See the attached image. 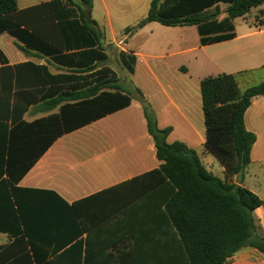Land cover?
Instances as JSON below:
<instances>
[{
    "label": "trees",
    "instance_id": "obj_1",
    "mask_svg": "<svg viewBox=\"0 0 264 264\" xmlns=\"http://www.w3.org/2000/svg\"><path fill=\"white\" fill-rule=\"evenodd\" d=\"M220 3L227 6L225 17L218 21ZM263 3L151 0L146 16L126 30L149 22L196 26L200 43L205 45L233 38L232 20ZM91 8V0H51L24 9L17 8L16 0H0V34L15 38L23 50H38L59 64L91 70L107 57L100 42L102 34L90 17ZM118 61L133 72L134 56L119 52ZM0 62L6 63L1 50ZM23 66L35 71H17L19 65L0 69V121L17 122L10 135L34 131L39 125L52 130L58 123V130L49 137L50 144L62 134L63 118L66 132L73 125L63 116L65 109H75L71 105L62 107L59 116L23 122L22 114L35 101L31 96L17 105L25 87L50 86L47 94L61 91L51 105L63 98L85 99L80 107L98 108L89 116L91 119L124 108L131 100L108 69L52 75L45 66ZM25 72L32 75L30 83L20 80ZM137 94L160 161L156 169L69 204L52 190L15 185L38 155L3 157L6 173L11 176V171L15 172L14 182L7 183L6 195L15 213L14 241H22L32 250L31 255L26 253L27 264H34L50 251L51 261L43 264H75L80 259L81 264H225L243 248L255 249L264 256V237L257 235L252 216L262 201L247 188L229 181L233 177L241 181L250 163L256 136L245 128L244 113L253 97L264 95V80L244 90L233 74L200 81L203 146L223 167L225 179L209 172L184 143H168L171 127L159 128L149 104L139 91ZM84 109L77 111H91ZM39 247L45 253L42 257L37 254ZM100 257H107L109 262H96ZM17 264H23V260L18 259Z\"/></svg>",
    "mask_w": 264,
    "mask_h": 264
},
{
    "label": "crops",
    "instance_id": "obj_2",
    "mask_svg": "<svg viewBox=\"0 0 264 264\" xmlns=\"http://www.w3.org/2000/svg\"><path fill=\"white\" fill-rule=\"evenodd\" d=\"M48 1L51 0H22L21 3L16 0V4L18 9H24ZM98 1L104 16L96 15V2L91 0L90 17L102 34L100 42L107 57L91 70L59 64L38 50H23L22 44L15 38L5 32L0 34V50L6 59V63L0 62V69L19 65L17 71H35L32 67L23 66L26 63L45 66L52 75L65 74L67 71L108 69L115 73L120 88L131 95L128 106L91 119L89 116L98 108L88 105L80 107L83 103L81 101L85 99L68 101L63 98L51 105L53 100L59 98L61 91L55 90L47 94L50 86L21 89L23 94L17 105H21L31 96L35 98L21 117L27 124L50 116H59L65 105H71L75 109H65L63 113L67 122L73 124L71 130L65 131L63 118L62 134L50 144L49 137L58 130V123L52 130L44 127L45 125H39L34 131L10 135L9 131L17 122L0 121V264H17L20 258L23 264H27L26 253L32 254L29 246H25L22 241H14L17 226L6 189L7 183L14 182L12 177L15 172L12 170L11 176L6 173L3 157L5 159L8 154L38 155L15 185L52 190L69 204L156 169L160 161L156 158L154 143L148 134L142 107L137 99L139 91L153 111L157 126L171 127L167 142L184 143L195 151L209 172L214 175L219 172L222 177L217 176L225 179L224 169L218 161V167L215 169L202 158L210 153L203 146L205 129L200 81L208 76L233 74L241 90L263 81L259 76L264 73V21L246 19V15L235 18L232 20L233 38L202 45L196 26L169 27L158 22H149L140 28L127 31L126 29L135 27L146 14H134L135 9L131 1L123 5L115 0H112V3ZM219 6L222 12L218 21L225 17L224 10L227 5L220 3ZM162 27L180 30H186L188 27L198 35V44L195 47L180 49V52L189 51L194 54L186 56L185 65L174 66L175 71H169L160 60L166 58L165 52L171 48V44H175L176 40L181 42V38L159 37L156 33L164 30ZM110 52L117 55V60L119 52L135 57L133 72L127 71L129 80L126 81V76L121 75L124 77V84L121 83L120 75L108 65L111 60ZM145 58L153 61L152 64H144L139 68L138 63L143 62ZM257 76L258 80H255ZM20 80L30 83L31 73H23ZM82 108L91 111H77ZM244 126L256 136L250 151V163L246 166L241 181L237 177L229 181L247 188L262 201V204L253 210L252 216L257 235L264 237V95L252 98L244 113ZM37 251L40 257L45 254L40 247ZM45 255L34 264L50 262L51 251ZM107 261L109 262L107 257H100L96 262ZM74 263L81 264V259ZM225 264H264V256L255 249L243 248L228 258Z\"/></svg>",
    "mask_w": 264,
    "mask_h": 264
},
{
    "label": "rangeland",
    "instance_id": "obj_3",
    "mask_svg": "<svg viewBox=\"0 0 264 264\" xmlns=\"http://www.w3.org/2000/svg\"><path fill=\"white\" fill-rule=\"evenodd\" d=\"M19 3L22 2V0H18ZM37 0H31V2H36ZM106 2H110L112 3V0H105ZM117 1V3L119 4H127L130 1L133 2L134 5V14H141L142 12L144 14H146L147 12V8H148V4L150 0H115ZM96 2V15H100V16H104V11L103 8L100 4V1L95 0ZM224 10V8H223ZM246 19H252L258 22H263L264 21V4L253 8L250 10L249 13L246 14L245 16ZM164 30H161L159 33H156V35H158L161 38H167V37H174V38H181V42L180 40H176L175 44H171V48L168 49L165 53L167 54L166 58L160 60L161 62L165 63V66L168 68L169 71H175L173 69L174 66L177 65H181V64H186V56L190 57L194 54V52H189L187 51V53H183L180 52V49H186V48H193L198 44V35L196 33V31L192 30V28H185L186 30H180L179 28H163ZM110 57L111 60L108 61V65L118 74L120 75V80L122 84H124V77H122L121 75L126 76V81L129 80V76H128V72L126 69H124L120 62L117 60V55L116 54H112L110 52ZM153 61H151L148 58H145L143 60V62L141 61V63H138V67H143L144 64H152ZM260 75V74H259ZM261 80H264V73L261 74ZM255 80H258V76L255 77ZM175 137V136H173ZM202 158H204L205 162H209V164L213 165V168H217L218 166V162L217 160L211 155V154H205L204 156H202ZM218 176L222 175L217 172L215 173ZM216 175V176H217ZM264 183V180H263Z\"/></svg>",
    "mask_w": 264,
    "mask_h": 264
}]
</instances>
